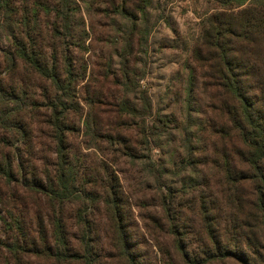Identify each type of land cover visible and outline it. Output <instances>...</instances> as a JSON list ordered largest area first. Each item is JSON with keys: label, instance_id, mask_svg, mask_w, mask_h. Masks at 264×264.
<instances>
[{"label": "trees", "instance_id": "trees-1", "mask_svg": "<svg viewBox=\"0 0 264 264\" xmlns=\"http://www.w3.org/2000/svg\"><path fill=\"white\" fill-rule=\"evenodd\" d=\"M92 1L130 21L131 35L151 4ZM222 3L193 48L188 79L190 95L202 80L210 96L208 122L191 135L185 160L203 176L169 191L164 219L152 221L173 235L182 264H264V0ZM78 8L77 0H0V264H148L150 241L115 170L103 163L80 179L76 171L70 136L81 125L105 134L112 146L125 142L134 156L126 147L128 124L150 113L146 92L141 109L106 101L95 87L99 79L87 80L86 66L77 73L72 57L59 54L61 30L74 23ZM129 38L125 49L133 52ZM123 77L126 86L133 83L131 72ZM83 80L85 115L76 98ZM105 106L110 116L101 114ZM169 123L158 116L151 134L166 132ZM36 131L54 142V161L36 153ZM17 136L22 147L13 142ZM100 205L109 243L95 217ZM150 240L169 253L156 235ZM109 245L116 260L106 254Z\"/></svg>", "mask_w": 264, "mask_h": 264}, {"label": "rangeland", "instance_id": "rangeland-1", "mask_svg": "<svg viewBox=\"0 0 264 264\" xmlns=\"http://www.w3.org/2000/svg\"><path fill=\"white\" fill-rule=\"evenodd\" d=\"M77 2L76 20L61 30L63 40L59 41V54L66 53L72 57L77 73L86 66L87 80L92 76L99 79L100 83L95 86L93 82L91 87L101 89L106 101L111 98L118 102L124 100L129 106L141 109L142 93L146 92L150 103L149 115L140 116L128 124L130 129L126 137L132 141L126 147H134V156L129 155L132 152L130 148H124L125 142L112 146L105 134L98 137L94 131H87L82 125L80 132L70 136L77 155L75 164L78 177L80 179L82 174L84 177L91 176V170L95 168L102 170L103 163L115 170L131 202L140 234L144 233L150 241L151 247L146 249L148 264H182L173 247V235L164 233L156 226L152 216L164 219L162 203L166 194L171 190H181L203 176L201 167H188L185 160L190 150L191 135L205 129L208 122L210 96L208 89L204 91L202 80L190 95L188 79L190 66H194L193 48L203 34L208 16L224 7L222 0H151L145 15L139 18L138 32L132 35L131 22L121 15L105 11V6L92 0ZM128 37L134 47L133 52L125 49ZM48 46L44 44L51 55L53 50ZM109 63L110 75L104 82L103 76ZM126 65L131 69H126ZM127 71L134 78L128 86L123 77ZM85 83L83 80L76 88V98L83 115L88 110L83 104ZM102 110L104 117L111 115L107 111L113 112L108 110V106ZM41 111L43 114L44 110ZM158 116L170 120L169 128L153 136L152 127ZM34 136L36 153L54 161V142L41 131L34 132ZM13 142L15 146L22 147L20 136L15 137ZM37 162L41 165L42 161ZM100 208V211L96 210L95 217L103 223L105 210L102 205ZM100 228L104 241L109 243L106 223L101 224ZM151 235L164 242L170 248L169 253L160 252L151 242ZM189 246H195L194 251H197L196 243L192 240ZM106 250L111 259H117V252L110 245Z\"/></svg>", "mask_w": 264, "mask_h": 264}]
</instances>
